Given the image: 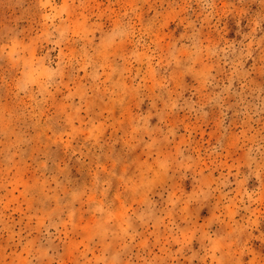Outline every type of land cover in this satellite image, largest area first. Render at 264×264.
<instances>
[{"label":"rangeland","instance_id":"1","mask_svg":"<svg viewBox=\"0 0 264 264\" xmlns=\"http://www.w3.org/2000/svg\"><path fill=\"white\" fill-rule=\"evenodd\" d=\"M0 264H264V0H0Z\"/></svg>","mask_w":264,"mask_h":264}]
</instances>
